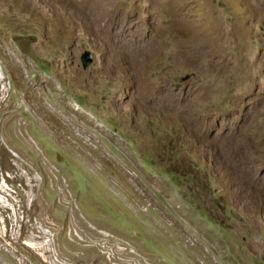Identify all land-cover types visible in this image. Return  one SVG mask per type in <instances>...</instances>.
Returning a JSON list of instances; mask_svg holds the SVG:
<instances>
[{"label":"rangeland","instance_id":"374dc122","mask_svg":"<svg viewBox=\"0 0 264 264\" xmlns=\"http://www.w3.org/2000/svg\"><path fill=\"white\" fill-rule=\"evenodd\" d=\"M21 217L64 264H264V0H0V264H50Z\"/></svg>","mask_w":264,"mask_h":264},{"label":"bare ground","instance_id":"6f19581e","mask_svg":"<svg viewBox=\"0 0 264 264\" xmlns=\"http://www.w3.org/2000/svg\"><path fill=\"white\" fill-rule=\"evenodd\" d=\"M198 95H195L193 97L196 98V96H198ZM255 100H258V99L255 98V97H251L250 109H249L251 112H253V108L255 106ZM248 101H249V99H248ZM208 122H209V120H206L205 127L203 129H205V128H207V129L209 128L210 129L211 127L214 128L213 124L210 122V125H209ZM236 126L237 125L229 126L227 124V122H224L221 131L223 132V131H226L228 129H231L232 127H236ZM209 133H211V130H209ZM21 219H22L23 226L26 228V230L29 231L28 232V236L31 238V241L33 242V246L31 245L33 248H31V249L32 250H39V251H42V249H43L46 252L47 251L50 252V254L48 256L50 264H64V263H61L60 260L56 259V253H55L54 249L52 248V244H50V242H48V241L45 242V241L42 240L44 237L48 238L47 237L48 235L46 233H44L43 229L40 228V227H36L34 225L30 226L28 223H25V221H24V219L22 217H21ZM77 220L78 219H76V218H73V220H72V228L70 230L71 235H72L73 231H75V228H73V227H77ZM88 228L89 227H87V229ZM87 233H88L87 235H92L93 237H96V240L95 241H91V243L94 244L99 249H100V247L103 248V250L100 249V254L101 255L105 254L107 257L112 259V261L113 260H117V259L119 260V262H117V261L115 263L112 262L113 264H127L128 262L130 264H151V263L147 262L146 260L142 259L141 257H139L138 255H136L133 251L129 250L126 247H116L115 248L113 241H116V240L111 239L110 238L111 235L108 234V233H105L103 231L101 233H94V232H90V231L88 232V230H87ZM84 234H85L84 231L83 232H80V231L76 232V235L78 236L77 238H79V243H81L80 241H82V242L86 241V238H85ZM102 239H104V242L101 241ZM91 243L87 244V245H91ZM101 243H103V244H101ZM99 249H97V250H99ZM124 256H127V258H125ZM75 261H77L79 263L81 261L82 262L85 261V259H81V257H79V255H78V258Z\"/></svg>","mask_w":264,"mask_h":264},{"label":"water","instance_id":"95a60500","mask_svg":"<svg viewBox=\"0 0 264 264\" xmlns=\"http://www.w3.org/2000/svg\"><path fill=\"white\" fill-rule=\"evenodd\" d=\"M81 61L83 64V68H88L93 62L92 53L89 50H86L81 56Z\"/></svg>","mask_w":264,"mask_h":264}]
</instances>
